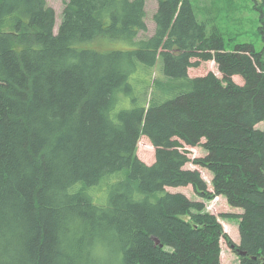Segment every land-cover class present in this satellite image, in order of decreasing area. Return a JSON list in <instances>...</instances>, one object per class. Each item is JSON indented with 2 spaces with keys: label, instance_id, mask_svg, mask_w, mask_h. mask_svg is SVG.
<instances>
[{
  "label": "trees",
  "instance_id": "obj_1",
  "mask_svg": "<svg viewBox=\"0 0 264 264\" xmlns=\"http://www.w3.org/2000/svg\"><path fill=\"white\" fill-rule=\"evenodd\" d=\"M254 9L262 48L227 50L189 0H157L149 34L145 0H63L56 31L47 0H0V264H221V241L264 264ZM208 60L220 77L188 74ZM187 186L194 200L171 190ZM217 196L240 210L238 243L207 209Z\"/></svg>",
  "mask_w": 264,
  "mask_h": 264
},
{
  "label": "rangeland",
  "instance_id": "obj_2",
  "mask_svg": "<svg viewBox=\"0 0 264 264\" xmlns=\"http://www.w3.org/2000/svg\"><path fill=\"white\" fill-rule=\"evenodd\" d=\"M195 17L198 21H204L209 29H217L224 39V46L227 50H232L239 42H250L256 50L262 48L260 36L258 34L259 14L254 9V0H189ZM47 3L55 10V27L57 30L61 19V11L63 9V0H47ZM157 7V0H145V9L147 12L146 23L148 26L147 33H151L154 27L152 13ZM93 43L90 45L92 46ZM88 45V47H90ZM115 45L113 48H117ZM91 48V47H90ZM158 68L160 61H157ZM160 69V68H159ZM212 71L218 77L221 74L217 70L214 61H201L199 64L190 67L188 74L190 76L203 75ZM235 80L239 81L238 77ZM257 127L264 130V119L257 124ZM188 157L190 159L202 155L205 150L201 146L186 147ZM137 157L146 164H152L155 160V148L150 143L146 136H141L136 145ZM186 166L194 167L189 162ZM199 168V167H197ZM202 176L210 185L211 175L203 168H200ZM171 190L183 191L191 199L197 198L191 186L171 188ZM207 209L219 216V220L223 229L228 233L230 239L234 243L239 242L237 220L234 214L239 213L238 208L231 207L222 196L214 197L211 200H206ZM220 215H225L222 217ZM221 264H239V255L235 248H231L225 241H221Z\"/></svg>",
  "mask_w": 264,
  "mask_h": 264
},
{
  "label": "water",
  "instance_id": "obj_3",
  "mask_svg": "<svg viewBox=\"0 0 264 264\" xmlns=\"http://www.w3.org/2000/svg\"><path fill=\"white\" fill-rule=\"evenodd\" d=\"M231 247H232V248H235V251L237 252L238 255H243V254H245L244 251L239 250V249L236 248L234 245H232Z\"/></svg>",
  "mask_w": 264,
  "mask_h": 264
}]
</instances>
